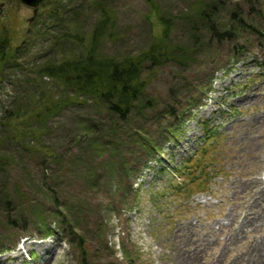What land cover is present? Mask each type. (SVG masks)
Listing matches in <instances>:
<instances>
[{"label": "rangeland", "instance_id": "rangeland-1", "mask_svg": "<svg viewBox=\"0 0 264 264\" xmlns=\"http://www.w3.org/2000/svg\"><path fill=\"white\" fill-rule=\"evenodd\" d=\"M6 1L0 14V52L31 39L16 54L20 68L3 70L0 84V230L7 215L24 220L9 235L24 225L30 230L10 251L0 253V264H125L122 247L135 264H264V249L259 248L264 226L245 222L260 213L264 220L254 186L264 182V66L258 64L264 62V37L263 47L252 45L243 58L231 60L228 43L204 42L208 33L197 31L194 37L201 44L195 59L155 68L146 76L148 107L125 121L93 102H82L36 122L27 113L29 102L32 107L40 87L51 80L40 77L35 82L39 87L25 81L47 61L61 60L51 45L53 36L90 30L98 14L95 1L115 11L112 35L101 47L105 56L146 49L162 26L148 0H61L62 21L57 26L48 21L44 36H36L41 7L33 16L32 8ZM154 1L173 20L193 0ZM186 30L184 22L170 21V43L184 44ZM53 91L60 94L56 86ZM194 99L198 104H192ZM16 108L25 112L16 117ZM169 111L186 118L181 134L150 154L136 143L142 137L135 132L142 131L146 146L161 144L159 131L166 130ZM87 124L91 128L85 133ZM204 125L211 127L205 147H216L199 161L205 171L199 173L196 166L198 177L190 181L184 174L193 165H186L185 173L180 168L201 145ZM116 161L122 169L115 172ZM122 170L131 175L120 180ZM55 203L72 209L68 213L84 236V253L75 237L61 232L64 224L52 216ZM40 219L58 227V234L44 237ZM6 236L0 233L4 242ZM83 255L86 261L81 262Z\"/></svg>", "mask_w": 264, "mask_h": 264}, {"label": "trees", "instance_id": "trees-1", "mask_svg": "<svg viewBox=\"0 0 264 264\" xmlns=\"http://www.w3.org/2000/svg\"><path fill=\"white\" fill-rule=\"evenodd\" d=\"M148 1H150L152 6H155L152 8H155L154 12L158 23L162 26V31L160 35L153 36V41L146 49H141L139 52L125 54L121 57L105 56L101 53L102 44L112 35L111 30L116 22L115 11L103 5L102 3L104 2L102 1H95L98 14L90 30L79 32V34H74L73 36L68 33H62L61 36H53L51 45L61 60L59 62L56 60L47 61L37 70L32 71L35 74L34 77H30L28 81H25L26 84H35V86L39 87L40 84L35 82L40 77L45 76L51 80L50 85L45 89L40 87L42 93L32 107L29 102L30 111L27 113H29L31 118L33 117L36 122H44L69 104L93 102L99 109L106 111L111 116H116L119 121H125L130 114L148 107L149 101L144 98V91L148 85L146 76L154 72L155 68L160 67L167 61H177L173 63L186 64L195 59L201 44L194 37L197 31L208 33L209 37L204 42L228 43L230 52L227 57L231 60L234 57L243 58L252 45H255L256 48L263 47L261 40L264 37V0H219V2L216 0H193L185 11L175 16L173 20V16H165L156 8L154 0ZM53 3H50L49 0H42L39 4L41 8L38 7L40 11L35 17V24H38V34L36 36H44L42 30L48 31L47 27H45L48 21L54 23V26L59 24V20L62 21V11L59 10L60 7H63L61 0H55ZM176 20L186 24L187 40L184 44L176 43L172 45L169 40L170 21ZM29 33L31 34V32ZM30 39L31 35L24 40L25 42L20 47L16 46L10 52L5 50L0 52V84L3 83L5 78L3 70L20 68L16 54L22 48L28 47L26 43ZM58 39L62 43H57ZM58 46H60V50L56 51ZM77 46L80 47L79 53L73 54ZM69 50L72 52L67 55ZM258 64L264 66L263 61ZM28 71L31 72V70ZM210 85L211 82L209 81L208 86ZM55 86L60 90L58 95L53 91ZM19 101L23 100L20 99ZM192 104H198L197 99L192 100ZM25 108H16V117L19 116L20 112H25ZM12 115V113H9L7 120H11L13 118ZM167 115L170 117L165 126L166 130L159 131L160 138H162L161 144H148L146 146L143 143L145 137L140 133L142 131L135 132L139 138L142 137V140L136 141V143L143 147L145 151H149L148 153L150 154L158 153L166 140L175 139L177 135L181 134V128L184 120H186L182 112L179 115L178 112L169 111ZM87 125L84 128L85 133H88L91 128L89 124ZM208 128L211 127L204 125L205 136L201 139V145L193 151L191 156L183 162V167L180 168V172L185 173V166L188 164L193 165L192 168L187 170L188 173L184 174L185 178L190 181L198 177V174H194L196 166L199 167V173L202 170L201 166L203 163L199 161H204V158L211 154L210 149L216 147V144L213 147H205ZM32 131L31 134L34 133ZM216 132L218 138H221V134L217 129ZM31 154L33 153L31 152ZM1 164H3V160L0 155ZM143 165L146 167L147 161ZM119 167L122 169V166H119L116 161L115 172ZM202 171L205 170L203 169ZM129 175L131 173L128 170H122L117 177L121 180ZM190 186L191 184H188L187 189L191 188ZM187 189L184 191L185 195L189 193ZM165 192L163 191V194ZM54 198L56 200L55 196ZM55 204L57 207L52 216L55 219H61V223L64 224V227H61V232L65 234L66 238L75 237L76 246L84 253V236L76 231V226L72 224V218H70V213H68L72 209L69 206L58 208V204ZM36 219L38 218L36 217ZM20 220L17 217L7 215L2 227L4 229L0 230V233L3 236L8 234V236H6L5 242L0 239V253L10 251L18 242V239L30 230L28 225H24L22 230L19 229L18 233L15 232L9 235L11 231L17 229L18 221H24ZM40 220L39 224L41 230H43L44 237L51 234L56 235L60 231L58 227H51L49 223L44 222L42 219ZM121 250L124 252L123 254L127 261L125 264H135L134 256L125 247H122ZM83 261H86L84 255L81 259V262Z\"/></svg>", "mask_w": 264, "mask_h": 264}, {"label": "bare ground", "instance_id": "bare-ground-1", "mask_svg": "<svg viewBox=\"0 0 264 264\" xmlns=\"http://www.w3.org/2000/svg\"><path fill=\"white\" fill-rule=\"evenodd\" d=\"M254 186H257V188H258V192L256 193V195L257 196H255V202L259 205V208L260 209H263V205H264V182H261V181H258V182H254ZM261 188V189H260ZM261 213L259 214V215H257V216H254V217H252L250 220H248V221H246L245 220V222L246 223H250V224H252V225H254V223H259V222H261L262 224H263V226H264V220L263 219H260L261 218ZM245 223V224H246ZM260 245H259V248L261 247V248H263L264 249V239H261L260 240ZM260 248V249H261Z\"/></svg>", "mask_w": 264, "mask_h": 264}, {"label": "water", "instance_id": "water-1", "mask_svg": "<svg viewBox=\"0 0 264 264\" xmlns=\"http://www.w3.org/2000/svg\"><path fill=\"white\" fill-rule=\"evenodd\" d=\"M18 4H23L32 8V14L35 15L37 8L42 0H16ZM8 2L6 0L0 1V14H2L7 8ZM33 17L30 19L32 20Z\"/></svg>", "mask_w": 264, "mask_h": 264}, {"label": "flooded vegetation", "instance_id": "flooded-vegetation-1", "mask_svg": "<svg viewBox=\"0 0 264 264\" xmlns=\"http://www.w3.org/2000/svg\"><path fill=\"white\" fill-rule=\"evenodd\" d=\"M9 4V3H8ZM7 7H8V5H7ZM38 10V9H37ZM30 21H31V19H29Z\"/></svg>", "mask_w": 264, "mask_h": 264}]
</instances>
